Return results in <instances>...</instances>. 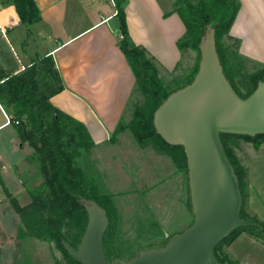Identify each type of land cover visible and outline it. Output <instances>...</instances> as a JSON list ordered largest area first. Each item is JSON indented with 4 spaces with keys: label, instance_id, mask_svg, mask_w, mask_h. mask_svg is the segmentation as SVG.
Masks as SVG:
<instances>
[{
    "label": "trees",
    "instance_id": "1",
    "mask_svg": "<svg viewBox=\"0 0 264 264\" xmlns=\"http://www.w3.org/2000/svg\"><path fill=\"white\" fill-rule=\"evenodd\" d=\"M113 1L121 36L118 46L135 78V87L128 103L133 97L136 98L130 120L123 124L120 122L110 139L114 141L116 135L128 129L140 148L150 147L166 154L178 169L188 172L182 146L169 145L156 133L153 116L170 94L192 82L198 70L199 47L210 30L214 32L215 51L223 75L240 98L250 96L258 82L264 80V66H256V63L242 56L239 53L240 41L229 35L240 3L238 0L174 2L173 11L185 28L184 35L176 43L177 49L180 52L194 51L196 59L192 70L181 81L175 79L169 85L160 77L157 60L143 46L132 42L124 11L125 0ZM0 2L14 5L19 21L29 36L30 26L41 19L35 0ZM247 63L254 64L250 70ZM62 89V81L51 56L40 58L14 74L0 66V105L7 113L20 144L32 149L25 163L35 169L30 177L20 176L30 199L27 205L20 206L5 191L6 198L20 220L17 238L31 237L51 243L62 252L67 264H80L68 255L62 242H68L74 248L79 245L88 221L84 203L92 200L105 210L109 220L103 235V249L107 262L111 264L119 259L117 254H113V245L109 240L115 214L114 202L110 195L100 191L99 183L95 180L96 172L89 157L95 144L85 125L49 102ZM220 140L238 179L242 197L245 172L234 142L243 140L258 149L264 145V133L255 136L220 134ZM188 207L191 209L190 202ZM239 217L250 225L234 229L214 246L213 254L220 264H240L223 252V246L231 244L241 233L264 242V222L258 224L252 221L242 205ZM170 237L161 242L158 248L164 247Z\"/></svg>",
    "mask_w": 264,
    "mask_h": 264
},
{
    "label": "crops",
    "instance_id": "2",
    "mask_svg": "<svg viewBox=\"0 0 264 264\" xmlns=\"http://www.w3.org/2000/svg\"><path fill=\"white\" fill-rule=\"evenodd\" d=\"M175 1L125 0L124 3L132 42L143 46L162 70L168 72H173L179 62L176 43L185 33L179 16L173 11ZM238 1L240 8L229 35L240 41L242 56L264 66V0ZM35 3L41 19L30 26L27 36V29L20 23L14 5L0 2V66L14 74L40 58L51 56L63 89L49 102L82 122L95 145L109 143V147L113 142L110 138L126 112L135 87L133 73L118 46L121 36L114 1L35 0ZM6 117L7 113L0 105V131L9 127L14 129ZM14 135L15 139L11 141L15 147L22 148L24 145L20 144L15 129ZM8 149L5 150L7 160L0 163V235H5L1 215H8L10 211L5 191L16 200L22 196L26 201L23 205L19 203L20 206L30 201L20 176L27 168L25 158L32 149L16 160L10 159ZM7 169L12 170L17 179L14 190L2 177V172ZM250 202L252 204V199ZM16 223L19 228V217ZM9 238L10 241L0 238L2 262L4 244L20 254L22 239L17 235ZM238 243L264 249V243L241 233L226 249L240 264Z\"/></svg>",
    "mask_w": 264,
    "mask_h": 264
},
{
    "label": "water",
    "instance_id": "3",
    "mask_svg": "<svg viewBox=\"0 0 264 264\" xmlns=\"http://www.w3.org/2000/svg\"><path fill=\"white\" fill-rule=\"evenodd\" d=\"M199 49L192 82L170 94L153 116L156 133L167 144L183 148L193 222L172 235L164 247L111 264H220L214 246L234 229L250 225L239 217L241 192L220 134L264 133V80L250 96L240 98L223 75L213 30ZM84 207L88 221L79 245L74 248L65 241L62 245L80 264H109L103 249L107 214L92 200L85 201Z\"/></svg>",
    "mask_w": 264,
    "mask_h": 264
},
{
    "label": "rangeland",
    "instance_id": "4",
    "mask_svg": "<svg viewBox=\"0 0 264 264\" xmlns=\"http://www.w3.org/2000/svg\"><path fill=\"white\" fill-rule=\"evenodd\" d=\"M224 42L231 43L226 40ZM195 59L194 51H179V62L173 72L163 71L158 65L161 79L169 85L175 79L181 81L192 70ZM253 65L247 63V68L250 70ZM241 90L245 92L244 89ZM135 98L133 97L127 104L126 112L119 123H127L130 120ZM12 138L15 139L12 127L0 131V163L7 160L5 150L8 148L10 149L8 156L12 160L31 152L28 145L22 148L18 145L15 147ZM108 145L109 143L95 145L89 157L94 165L96 172L94 177L99 183L100 191L110 195L114 202L115 214L109 235L113 254L118 255L117 260L127 261L136 253L157 249L167 237L182 232L192 224L193 213L188 207L190 202L188 172L178 169L170 156L158 153L150 147L140 148L128 129L116 135L112 145L109 147ZM234 145L245 172L242 208L252 221L262 224L264 222V145L255 149L251 143L243 140H236ZM26 170L27 173L22 172L23 176L30 177L35 173V169L30 166H27ZM2 173L3 179H7L10 188L14 190L17 184L14 172L7 169L6 174ZM17 201L23 205L26 200L18 196ZM6 202L10 211L8 215H1L5 235H0V238L10 241V236L18 235L19 228L16 223L18 217L9 200ZM238 245L241 264H264V249L246 247L243 243ZM4 246L2 249L4 262L0 256V264L1 262L2 264H67L62 252L53 244L31 237L22 239L20 256L14 253L15 249L10 245L4 244ZM226 249L227 245H224L223 252L229 255Z\"/></svg>",
    "mask_w": 264,
    "mask_h": 264
},
{
    "label": "built area",
    "instance_id": "5",
    "mask_svg": "<svg viewBox=\"0 0 264 264\" xmlns=\"http://www.w3.org/2000/svg\"><path fill=\"white\" fill-rule=\"evenodd\" d=\"M2 33H3V32H2ZM23 69H24V68H23ZM6 118H7V121L9 122V117L7 116ZM15 123L17 124L18 122H15Z\"/></svg>",
    "mask_w": 264,
    "mask_h": 264
}]
</instances>
